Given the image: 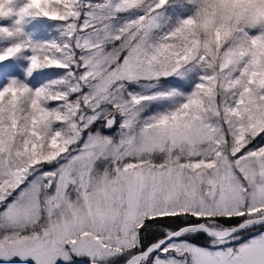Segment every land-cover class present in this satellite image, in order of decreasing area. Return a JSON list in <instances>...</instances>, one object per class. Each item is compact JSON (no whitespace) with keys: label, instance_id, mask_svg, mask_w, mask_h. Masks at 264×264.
<instances>
[{"label":"snow or ice","instance_id":"1","mask_svg":"<svg viewBox=\"0 0 264 264\" xmlns=\"http://www.w3.org/2000/svg\"><path fill=\"white\" fill-rule=\"evenodd\" d=\"M8 61L0 264H264V0H0Z\"/></svg>","mask_w":264,"mask_h":264},{"label":"rangeland","instance_id":"2","mask_svg":"<svg viewBox=\"0 0 264 264\" xmlns=\"http://www.w3.org/2000/svg\"><path fill=\"white\" fill-rule=\"evenodd\" d=\"M33 25L36 27V28H39L40 26L39 25H37L35 22H33ZM30 27H32V26H30ZM57 35V33L56 32H54V30H51V29H48V31L47 32H44V31H39L38 32V37H42V38H52V37H54V36H56ZM12 63H13V65L15 66V63L16 62H14V61H11ZM0 67H2V66H0ZM6 70H3V71H1L0 72V82H6V76H5V74L6 73H9V74H15V75H20V71H19V68H17L18 69V71H14V70H12L10 67L8 68H5ZM56 71H61V70H56Z\"/></svg>","mask_w":264,"mask_h":264},{"label":"trees","instance_id":"3","mask_svg":"<svg viewBox=\"0 0 264 264\" xmlns=\"http://www.w3.org/2000/svg\"><path fill=\"white\" fill-rule=\"evenodd\" d=\"M93 2H95V0H93ZM54 30V29H51ZM55 32V30H54ZM11 68L14 71H18L17 67L13 65V63L11 61L5 62V65H3L2 67H0V72L3 70H6L5 68ZM148 239H152L151 236L148 237ZM197 243H202L203 242V237H201L199 240L196 241Z\"/></svg>","mask_w":264,"mask_h":264}]
</instances>
